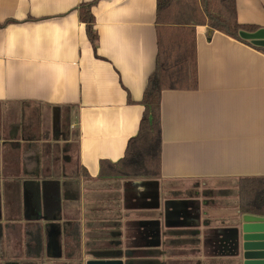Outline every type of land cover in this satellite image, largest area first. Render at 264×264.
<instances>
[{"label": "crops", "instance_id": "crops-1", "mask_svg": "<svg viewBox=\"0 0 264 264\" xmlns=\"http://www.w3.org/2000/svg\"><path fill=\"white\" fill-rule=\"evenodd\" d=\"M83 1L90 0H0V24L12 20L0 26V117L18 118L0 129V264L98 260L85 254L89 225L110 220L121 225L125 256L159 264H241L236 184L240 177L264 176V52L195 25L196 88L161 92L160 175L98 177L100 160L121 159L138 132L140 100L157 53L156 0H99L92 7L98 57L79 20ZM235 5L238 22L264 28V0ZM44 107L57 108L60 118L68 111L70 130L77 131L76 164L68 170L60 160L63 146L56 150L57 129L21 128L24 109ZM28 143L41 146L39 178L73 175L79 165L89 174L80 177L79 200H62L52 220H38L43 247L37 258L23 252L25 225L36 222L22 185L24 168L30 174L36 169L24 156ZM218 189L231 194L215 197L210 190ZM185 190L195 193L174 195ZM74 219L81 253L70 260L63 225ZM177 229L197 230L199 244L169 245ZM11 232L19 250L10 257Z\"/></svg>", "mask_w": 264, "mask_h": 264}, {"label": "trees", "instance_id": "trees-1", "mask_svg": "<svg viewBox=\"0 0 264 264\" xmlns=\"http://www.w3.org/2000/svg\"><path fill=\"white\" fill-rule=\"evenodd\" d=\"M99 0L80 2L79 20L85 25L88 41L95 57L98 36L94 30L92 7ZM12 20H6L3 24ZM195 25H207L227 36L264 52V48L252 44L240 36V32H254L258 25L240 23L236 18L235 0H156L155 33L157 53L155 66L148 76L140 104L143 106L137 134L127 142L124 155L116 162L100 160L98 177L156 178L161 168L160 105L163 90H192L197 86V56ZM131 101L128 99V102ZM27 104L28 102H22ZM69 112L62 113L59 133L68 141L60 156L63 166L76 164L77 131L70 130ZM34 152H36L34 154ZM26 160H35L36 169L23 170V189L28 195L33 211V224L27 223L23 231L25 257L37 258L43 247V230L39 219L50 221L62 208V200L77 201L80 198V177H89L83 166L73 175L39 178L42 150L40 144L28 143L24 152ZM237 208L241 214L264 216V176H246L237 179ZM215 197L229 196L230 189L210 190ZM209 192V190L207 191ZM194 190L174 192V195L190 196ZM90 224L91 235L85 242V254L92 259H122V231L119 222ZM4 225L0 223V255H3ZM169 245L197 246L198 231L193 229L171 230ZM64 253L73 260L81 253V232L78 219L64 222ZM124 264H159L158 260L125 256Z\"/></svg>", "mask_w": 264, "mask_h": 264}, {"label": "water", "instance_id": "water-1", "mask_svg": "<svg viewBox=\"0 0 264 264\" xmlns=\"http://www.w3.org/2000/svg\"><path fill=\"white\" fill-rule=\"evenodd\" d=\"M240 36L252 44L264 48V28L254 32H240ZM240 242L239 252L241 264H264V216L242 214L241 225L235 229ZM240 235V238L238 237ZM122 264L118 259H98L86 264Z\"/></svg>", "mask_w": 264, "mask_h": 264}, {"label": "rangeland", "instance_id": "rangeland-1", "mask_svg": "<svg viewBox=\"0 0 264 264\" xmlns=\"http://www.w3.org/2000/svg\"><path fill=\"white\" fill-rule=\"evenodd\" d=\"M10 108L16 109V107H14V106H9L8 109H10ZM0 109H2L1 106H0ZM42 109H43L42 111H40V109H36V110L33 109L32 112L30 110L26 109L27 110L26 111L24 109V111H22L23 114L21 117V120H23L22 124H21V128L25 127L24 124L27 126V128H30L32 126L33 130H35L36 128L40 130V127L43 126L45 128V129H43L45 133L47 130L46 134H48V132L51 131V128L54 130L55 129L58 130L59 124H60L59 118L61 115L60 111L57 108H53V109L50 108V109H48V111H47L46 107H44ZM41 112H42V114H41ZM10 117L12 119H15V121H18V120H16V119H18L17 117H14V116H10ZM11 118L5 116L4 119H1V117H0V129H1L2 124L4 127H5V125L9 126V123L11 122ZM12 122H14V121H12ZM55 141H57L55 144L56 150H59V149H61L62 146H64V143L61 142L63 140H61L60 134L57 135ZM58 153H59V151H58ZM9 235L11 238H15L14 241H11V239L8 241L9 247L6 249L8 251L7 255L11 257L12 255L14 256V254L16 253V250L18 252L19 249L16 248L18 246V242H17V239L15 237L16 234L14 232H11ZM141 239H142L141 234H139V239L137 240V243L140 242L139 240H141ZM68 264H78V263H77V261L74 260ZM79 264H80V262H79Z\"/></svg>", "mask_w": 264, "mask_h": 264}]
</instances>
